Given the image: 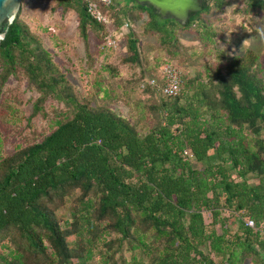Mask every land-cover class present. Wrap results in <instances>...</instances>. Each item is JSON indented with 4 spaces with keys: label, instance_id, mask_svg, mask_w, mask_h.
I'll return each mask as SVG.
<instances>
[{
    "label": "trees",
    "instance_id": "16d2710c",
    "mask_svg": "<svg viewBox=\"0 0 264 264\" xmlns=\"http://www.w3.org/2000/svg\"><path fill=\"white\" fill-rule=\"evenodd\" d=\"M57 1L78 11L86 45L88 28L106 36L83 0ZM225 5L203 0L184 25L135 0L100 6L117 28L146 17L145 32L168 54L160 78L139 85L147 99L155 93L160 99L149 106L139 101L148 117L132 121L110 107L120 95L111 82L115 68L102 67L93 91L79 95L18 12L0 43V87L23 69L40 94L33 114L47 98L65 110L39 143L4 155L0 139V264H217L215 258L264 264V76L255 57L249 52L222 67L205 65L181 78L178 97L160 92L162 66L184 50L179 33L197 23L201 40L212 43L204 15ZM256 12H264V0H247L245 13ZM127 48L123 61L140 64L144 50L132 31Z\"/></svg>",
    "mask_w": 264,
    "mask_h": 264
},
{
    "label": "rangeland",
    "instance_id": "374dc122",
    "mask_svg": "<svg viewBox=\"0 0 264 264\" xmlns=\"http://www.w3.org/2000/svg\"><path fill=\"white\" fill-rule=\"evenodd\" d=\"M116 1L120 5L129 2ZM246 4L247 0H226L221 11L213 10L211 14L204 15L209 31L214 33L212 43L201 40L204 28L197 23L190 30L179 33L184 50L174 62L181 69L182 79L202 73L205 65L222 67L233 57L242 58L249 52L261 69V76H264V12L246 14ZM18 19L37 37L55 66L73 84L79 95L84 96L92 90L91 82L95 76L101 73L102 67L110 66L116 69L117 75L112 81L107 72H103L102 76L104 85L111 81L118 86L120 95L110 103L111 109L117 114L131 121L136 117L144 118V110L137 107V103L141 101L149 106L160 99L159 93L147 99L145 92L139 88L141 83L151 77L160 78V66L168 56L159 46L157 38L145 32L146 17L129 23L126 29L117 28L113 19H108V32L117 41V46L112 49L102 48L105 34L94 28L87 30L86 45L79 31L78 11L75 8L64 10L57 0H26L21 5ZM130 31L144 50L141 52L140 64L123 61L129 54L127 40ZM39 96L30 86L23 69H18L0 87V139L4 155L12 154L18 145L24 147L39 143L51 133L55 120L64 112L63 103L47 98L42 104V111L33 114V106ZM249 183H254V179L251 178ZM63 212V216L67 217L66 211ZM204 218L206 225H210L211 216L205 213ZM230 230L235 232L237 225ZM122 254L127 260L131 255L126 247ZM215 261L223 264L220 258H215ZM244 264H254V261L248 258Z\"/></svg>",
    "mask_w": 264,
    "mask_h": 264
},
{
    "label": "water",
    "instance_id": "95a60500",
    "mask_svg": "<svg viewBox=\"0 0 264 264\" xmlns=\"http://www.w3.org/2000/svg\"><path fill=\"white\" fill-rule=\"evenodd\" d=\"M26 0H0V43L5 40L10 26ZM139 5H150L162 18H172L184 25L191 14L202 11V0H135Z\"/></svg>",
    "mask_w": 264,
    "mask_h": 264
},
{
    "label": "built area",
    "instance_id": "2783aa9c",
    "mask_svg": "<svg viewBox=\"0 0 264 264\" xmlns=\"http://www.w3.org/2000/svg\"><path fill=\"white\" fill-rule=\"evenodd\" d=\"M89 17L98 24L106 26V36L104 37L102 48H115L117 46L116 39L108 32L109 20L102 13L100 6H108L115 0H83ZM129 27L128 23L122 26V29ZM162 79L164 85L161 87L160 92L164 97L175 98L181 93V69L175 62H168L162 66ZM151 85H155V80L150 81ZM184 155L191 157L192 155L188 151H184ZM246 225L253 227V222L246 221Z\"/></svg>",
    "mask_w": 264,
    "mask_h": 264
},
{
    "label": "clouds",
    "instance_id": "9594fccd",
    "mask_svg": "<svg viewBox=\"0 0 264 264\" xmlns=\"http://www.w3.org/2000/svg\"><path fill=\"white\" fill-rule=\"evenodd\" d=\"M245 43H247V42L245 41Z\"/></svg>",
    "mask_w": 264,
    "mask_h": 264
},
{
    "label": "flooded vegetation",
    "instance_id": "af4514ba",
    "mask_svg": "<svg viewBox=\"0 0 264 264\" xmlns=\"http://www.w3.org/2000/svg\"><path fill=\"white\" fill-rule=\"evenodd\" d=\"M202 2H203V0H202Z\"/></svg>",
    "mask_w": 264,
    "mask_h": 264
}]
</instances>
